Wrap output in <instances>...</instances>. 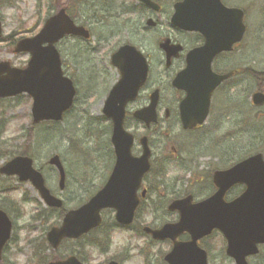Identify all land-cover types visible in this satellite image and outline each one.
<instances>
[{
	"label": "rangeland",
	"instance_id": "374dc122",
	"mask_svg": "<svg viewBox=\"0 0 264 264\" xmlns=\"http://www.w3.org/2000/svg\"><path fill=\"white\" fill-rule=\"evenodd\" d=\"M3 1L5 0H0V10L5 17L4 37L12 33L29 36L38 31L41 25L37 24L45 18L44 12L46 13L45 6L48 0H9L15 3L14 10L7 8L8 4H4ZM56 1L59 7L64 3H70L69 10L75 14L78 21L90 25L89 29L93 34V39L88 45H83L80 42L73 43L70 39L64 40L58 45L64 71L71 79L74 78L79 86L76 87L78 103L75 104L71 114L61 125L53 127L42 125L41 128L40 126L31 128L33 139L27 143L26 136L31 123V100L24 95L0 100V167L20 155L27 147V156L33 159L36 168L42 169L47 187L55 193L54 195L61 196L63 199L68 198L67 206L71 208L81 198L80 194L85 185L92 183L94 187L100 186V178L106 170L105 168L108 167L107 165H111L110 156L107 153L111 149L107 150L102 145L104 142L102 126L96 129L98 125H90V129L94 132L100 131V137L96 141L92 142L91 134L88 135L87 142L91 143L89 147L93 146V149L72 150L80 148L81 145L84 146L83 134L81 135L80 130L89 131L88 118L85 117L83 121H78L77 117H82L85 112L92 117H101L106 93L117 79L116 71L111 69L107 63L111 54L110 49L114 48L115 50L121 44L129 42L147 47L148 50H146L153 53L154 42L156 38H159V33L150 30L137 31L133 27V30H128V26L136 25L139 18L136 14L123 16L118 14L114 9L118 0ZM224 1L240 4L241 8L246 10L245 24L249 27L247 43L245 42L244 48L240 47L235 54L238 55L244 51L253 67L264 70V0ZM130 3L131 0H126L127 6ZM14 16L17 20L23 19L25 25H8L12 24ZM98 19L105 20L100 23ZM0 57L1 60L12 61V63L14 61L24 63L27 60V57L23 56L17 59L12 57V54L5 49V45H0ZM250 91L252 95L253 89ZM246 104L248 106V102ZM236 108H232L230 111L212 109L208 121L191 135L180 134L179 127L173 125L174 140L170 139L166 142L167 135L160 134V129H163L161 133H166V125L159 126L147 134L153 150L159 154L158 157L161 159L163 156L173 157L171 163L163 165L164 169L171 171L167 174L168 180L165 179V181L181 179L182 182L190 183L193 174L200 173V170L204 171L205 169L202 168L206 166L213 171L223 169L256 153H262L264 157V106L255 108L250 106L247 109ZM227 112H230L229 116ZM212 123L213 125H211ZM131 124L132 122L129 120L127 125L133 135L143 134L141 127ZM171 131L172 129H170V133ZM70 142L75 144L70 147ZM164 144L166 145L164 146ZM100 147H103L104 150H96ZM172 147L177 152L172 151ZM182 151L192 157L189 158L191 160L189 164H185L184 160H179L181 159L179 156L188 159L182 154ZM211 153H214L216 158L212 159L209 156ZM52 155H58L66 168L67 186L63 195L57 189V173L47 165V161ZM196 155L198 156L196 157ZM177 158L179 159L177 160ZM198 166H200L199 170H197ZM83 179H85V184L82 183ZM3 189L8 192L2 193ZM10 189L13 191L9 192ZM37 198L38 196L30 184L18 183L15 178L0 175V205L8 210L6 211L9 212L14 226L12 238L6 245L0 264H38L37 259L32 257V242L35 239V242H39L43 236L41 233L44 232V228L46 229V224L49 223L51 226L52 222L48 220V217L45 218V224L42 219L38 221L33 218L34 210L41 209L43 206L38 204L39 199L37 200ZM22 199H25L24 204L19 202ZM140 211V213H145L144 208H141ZM153 216L156 215L145 218L141 215L139 220L145 225L155 224ZM128 239V233L119 231L112 233L108 249L100 251L97 247V249L90 250L88 264H103L111 257L119 256L125 246L129 249L131 242ZM133 242L136 251L126 264H145L149 257L155 254L156 249H149V245L141 237ZM216 244L215 252L211 255L212 260L217 261L216 264H225L220 259L223 256L221 247L224 243L218 238Z\"/></svg>",
	"mask_w": 264,
	"mask_h": 264
},
{
	"label": "water",
	"instance_id": "95a60500",
	"mask_svg": "<svg viewBox=\"0 0 264 264\" xmlns=\"http://www.w3.org/2000/svg\"><path fill=\"white\" fill-rule=\"evenodd\" d=\"M141 1L147 2V0ZM242 18V11L225 9L219 0H185L177 5L172 24L184 30L198 31L206 38L204 47L189 54L188 63L201 64L204 60L201 57L205 55V71L210 73L209 65L212 57L222 51H228L232 44L241 39L244 32ZM66 35L83 38L89 36L84 29L75 27L64 10H61L45 23L37 36L18 44L16 52L30 54L25 70L10 69L8 64H0V98L23 93L31 97L33 124L42 121H59L62 114L72 105L74 89L71 81L62 76L59 55L54 47V44ZM44 44L47 46L42 47ZM137 60L141 63L139 53L128 46L122 47L112 56V65L120 69L121 80L111 90L103 108V114L111 120L113 128L111 142L115 150L116 163L111 178L105 188L88 204L67 213L61 226L53 228L47 234V241L52 248H55L62 239L78 238L97 227L100 223L99 212L102 209L114 208L118 222L122 224L130 222V219H125L123 213L128 204L124 205L126 199L120 197L114 181L122 172L119 171V167L130 166L135 174L137 172L134 182L138 186L142 175L148 170L149 152L146 144L142 141L143 155L140 159H130L132 138L122 128L125 104L134 97L145 77V68L141 66L142 63L139 66ZM181 78L183 77L180 74L175 79L176 88H180ZM213 88L201 93V97L205 96L197 99L198 102H202L199 108L191 107L189 105L191 102L181 104L180 115L184 128H193L203 123L209 105L208 95ZM253 103L263 104L264 95L255 94ZM154 106L155 103H152L149 108L136 113L135 117L146 124L155 121ZM49 164L57 169L60 175V188H62L64 171L59 158L52 157ZM0 174L17 176L20 182L29 181L48 206H61V202L51 196L45 188L41 174L32 168L31 159L16 157L0 168ZM213 182L217 187L213 197L196 205H191L189 201L173 203L170 208L179 212L178 223L151 233L157 240L167 238L174 240L183 232L190 234V243L176 244L172 250L171 256L176 264H183L186 262L185 256L194 254L201 255V264H205V256L198 250L196 242L214 229L223 234L227 241V255L233 258L236 264H246L245 258L254 255L257 252V245L264 242V162L261 155L251 157L227 171L215 173ZM235 184L245 185L244 193L235 201L224 203L225 192ZM10 232L11 222L6 214L0 211V256L9 240ZM59 264L78 263L69 259Z\"/></svg>",
	"mask_w": 264,
	"mask_h": 264
},
{
	"label": "flooded vegetation",
	"instance_id": "af4514ba",
	"mask_svg": "<svg viewBox=\"0 0 264 264\" xmlns=\"http://www.w3.org/2000/svg\"><path fill=\"white\" fill-rule=\"evenodd\" d=\"M182 1L183 0H149L150 4L145 5L140 4L135 0L133 3L135 7H131V11L136 14L139 19L136 25H129L127 28L128 30H133L135 28L137 31L142 32L148 30L154 32L157 31L159 33V38L155 39L153 53L147 51V47L135 45L136 49H138L145 58L147 75L146 80L139 89L136 98L126 107V120L133 118L132 113L136 110L148 106L155 96L157 125H166L165 128H168L166 131L167 133L169 128L171 129L174 124L180 125L178 113L179 105L183 102L185 103L186 100L188 101L190 97H196V93L199 89V92L207 91L215 81L214 77L205 71V55L201 57L204 58L201 64L197 65L194 63H188V54L205 45L206 38L204 35L198 31L180 30L174 28L171 24V16L175 12V5ZM220 1L228 8L234 6L233 4H227L224 0ZM3 2L6 5L8 4L7 8L12 10L16 8L15 3L10 2L9 0H5ZM69 4L70 3H64L61 6H63L65 12L70 17L74 25H82V27L87 26L84 25L83 22L78 21L75 14L69 12ZM45 7V16L48 12L49 14L57 12L59 8L56 0H48ZM12 20V24L8 25H25V21L23 19L17 20L14 16L12 17ZM44 22L45 18L39 21L37 25H44ZM0 25H5V17L3 16L1 10ZM216 30H218V27H216ZM19 37L21 38L22 35L19 36V33H12L11 35L0 38V45H5V49H7L12 54V57L16 59L21 56L26 57V55L14 54V48L18 39H20ZM165 41H168L170 46L179 49L176 56L168 58L166 53L160 49V44ZM245 42L246 32L241 42L233 45L230 52H222L213 57L210 63V71L212 74L217 78L225 77L227 75L228 77L221 80V82H219L212 90L209 106L210 111L212 108H217V110L220 111H230V109L232 110V108L235 107H237L236 109H247L250 106L252 107L250 90L253 89V94L259 91L264 93V72H262L264 70H260L258 67H253L250 63V59L247 58L244 51L238 55L235 54V52L239 51L240 47L244 48ZM0 61L4 60H1L0 57ZM7 62H9L11 66L17 68H24L26 66V62ZM116 72L119 78V73L118 71ZM252 72L257 75L254 76ZM179 73H183V77L185 78H182V87L178 90L173 87V81ZM186 77L190 78L187 79ZM247 102L248 106L246 104ZM193 103L194 107H196L194 100ZM229 113L227 112L228 116ZM207 121L208 118L205 123ZM134 122L138 126H141V128L144 126V124L140 122ZM211 125H213V123ZM154 127L155 126H152L148 129L142 128V130L145 131L146 138H148L147 145L150 149V158L148 170L142 175L139 185L137 186L136 182H134L135 178H137V172L135 174L133 172V168L130 166L119 167V171L122 172H120L121 174L117 176V180L114 181V184L119 189L120 197L123 200L126 199L124 205L128 204V207L123 210V213L125 219H130L129 224H120L116 222V210H101V223L96 229L82 234L76 239H63L55 248L51 249L52 264L63 263L69 259L75 260L78 264H88L90 250L97 249V247L100 251L108 249L110 236L116 231L128 233V241L131 242L129 244V249L125 246V249L121 251L119 256L111 257V259L103 264H109L110 262H116L117 264L128 263L133 257L132 254L136 251V246L133 241L140 237L145 240L147 245H149V249H156L155 254L152 255V257L150 256L149 260L145 264H176V262H174V258L171 256L172 250L175 244L190 243V235L184 232L179 234L176 238H174V240L165 239L163 241H158L154 240L151 234L146 230H158L168 224L177 222L180 215L177 210L170 208L173 203L189 201L192 205H195L208 199L216 193L217 189L213 184L214 170H209L207 166V168H202L205 170H200V173H194V171L189 170L194 173L191 177L190 183L188 181L182 182L181 179V181L179 179L165 181V179L168 180L167 174L171 171L166 170V168L164 169V166H166L167 163H171L173 161V157L163 156V159H161V157H158L159 154L153 150L147 134L153 130ZM201 127L202 126L196 127L193 130H181V133L182 135H191ZM142 136L144 135H133L134 145L130 152L133 160H137V158L141 156V149L140 145H138V141H140ZM166 137L167 141H170L171 135L167 134ZM187 138L188 136L186 139ZM165 145L166 144H164V146ZM172 151L177 152L173 147ZM182 154H184L188 159H183L179 156L181 158L179 160H184L185 164H189L192 157L184 151H182ZM197 156L198 155H196V157ZM209 156L212 159L216 158L214 153H211ZM164 163L166 164L164 165ZM232 165L233 164L223 168V170L229 169ZM194 166L196 167L195 162ZM199 168L200 166H198L197 170H199ZM105 169L106 170H104L103 175L100 178V187L97 191L106 186L115 168L110 166ZM65 175L67 180V174L65 173ZM129 180H131V182H129ZM90 184L91 183H89V186L85 185L83 187V191L80 194L81 198H79L76 204L71 208H68L67 206L68 198L63 199L61 196L54 195L55 193L51 192L52 195L60 197L62 200V206H60V208L45 207L51 217L52 227H58L64 216L69 211L79 209L90 200V198L97 192L94 191L95 189L92 190V188H90ZM200 186L203 187L200 189ZM65 190L66 186L64 190L59 193L63 195ZM243 191L244 186L240 185H235L229 188L224 194L223 202H233L242 194ZM135 202L136 205L134 206ZM141 208L145 209V213H140ZM154 214L156 215L153 216L155 224L145 225L139 220L141 215L145 218L146 216H152ZM218 238H220L221 242L224 243L221 247V252L223 254L222 258H220L222 259L221 262L225 264H234L233 259L226 254V241L222 234L217 230L212 231L209 235L200 238L196 242L198 250L205 256V264H216L217 261L214 262L211 255L215 252L214 249L217 246L215 243ZM257 251L258 252L255 255L247 257V264H264V242L258 246ZM184 260L186 262L183 264H201L202 257L201 255L198 256L196 254L187 255L184 257Z\"/></svg>",
	"mask_w": 264,
	"mask_h": 264
},
{
	"label": "trees",
	"instance_id": "16d2710c",
	"mask_svg": "<svg viewBox=\"0 0 264 264\" xmlns=\"http://www.w3.org/2000/svg\"><path fill=\"white\" fill-rule=\"evenodd\" d=\"M101 121H103V118H102V120ZM90 125L91 126H94L93 124H91L90 122H89V129L91 128L90 127ZM99 126H102V131H103V133H104V143H106L107 144V134H108V131L105 129V125H104V123H102V124H98V127L96 128V129H99ZM101 130V129H100ZM80 132H81V134H84V130H80ZM33 131H32V129H30L28 132H27V136H26V141H27V143H29L32 139H33ZM85 133L86 134H91L90 135V137L92 138V139H98L100 136V131H98V132H94L92 129L91 130H89V131H85ZM26 146H27V144H26ZM25 149V150H24ZM23 149V151L20 153V155H26L27 154V147L26 148H24ZM44 241V239H43V237L40 239V241L39 242H32V254L34 255V257H36V256H40V255H42V254H44V250L46 249V244H44V243H42ZM50 255V254H49ZM33 257V258H34ZM46 264L44 261H42V260H40L39 259V262H38V264Z\"/></svg>",
	"mask_w": 264,
	"mask_h": 264
}]
</instances>
